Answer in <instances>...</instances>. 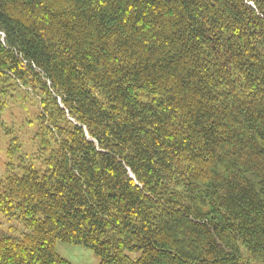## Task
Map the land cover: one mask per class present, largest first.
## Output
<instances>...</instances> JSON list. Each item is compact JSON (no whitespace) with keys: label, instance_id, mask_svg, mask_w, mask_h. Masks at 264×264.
<instances>
[{"label":"trees","instance_id":"16d2710c","mask_svg":"<svg viewBox=\"0 0 264 264\" xmlns=\"http://www.w3.org/2000/svg\"><path fill=\"white\" fill-rule=\"evenodd\" d=\"M16 91L39 156L11 140L0 264H264V0H0Z\"/></svg>","mask_w":264,"mask_h":264},{"label":"rangeland","instance_id":"374dc122","mask_svg":"<svg viewBox=\"0 0 264 264\" xmlns=\"http://www.w3.org/2000/svg\"><path fill=\"white\" fill-rule=\"evenodd\" d=\"M3 102L4 109L0 112V177L5 176V164L13 137L20 140L22 154L28 155L29 161L39 156V148L34 136L40 125L39 98L33 94L28 96L24 92L16 91L10 98H4ZM11 232L20 235L24 232V227L0 216V234L9 235L12 234ZM57 250L72 264H100L101 261L94 252L83 246L58 243Z\"/></svg>","mask_w":264,"mask_h":264}]
</instances>
